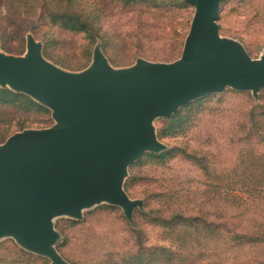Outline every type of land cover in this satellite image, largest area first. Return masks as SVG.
<instances>
[{
  "label": "rangeland",
  "instance_id": "obj_1",
  "mask_svg": "<svg viewBox=\"0 0 264 264\" xmlns=\"http://www.w3.org/2000/svg\"><path fill=\"white\" fill-rule=\"evenodd\" d=\"M195 15L183 0H0V53L24 58L32 39L42 46L46 61L72 76L87 72L98 53L114 73L173 64L184 56ZM218 25L222 40L240 44L253 60L264 58V0H222ZM0 90L18 94L10 100L0 95V146L18 133L58 124L54 111L30 96L10 87ZM24 96L46 110L26 104ZM153 134L162 149L145 150L123 176L121 189L130 201L141 203L130 220L121 206L106 202L85 209L81 219H53L63 260L264 264V244L240 249L233 240L237 234H264L258 227L264 220V178L252 174L264 170V88L228 87L198 95L156 117ZM245 199L255 200L254 205H245ZM180 214L212 225L196 229L182 223L168 232L161 217ZM182 233L188 236L184 245L176 240ZM164 245L174 256L156 254ZM0 264L52 262L12 238H0Z\"/></svg>",
  "mask_w": 264,
  "mask_h": 264
},
{
  "label": "water",
  "instance_id": "obj_2",
  "mask_svg": "<svg viewBox=\"0 0 264 264\" xmlns=\"http://www.w3.org/2000/svg\"><path fill=\"white\" fill-rule=\"evenodd\" d=\"M196 9L182 60L111 72L98 53L93 66L72 76L46 61L28 41V55L0 53V86L24 93L54 111L58 124L18 133L0 146V238L68 264L57 251L54 218L81 219L106 202L130 220L135 206L121 189L128 165L145 150L162 149L153 120L198 95L264 88V58L222 40V0H183ZM98 52V48H97Z\"/></svg>",
  "mask_w": 264,
  "mask_h": 264
},
{
  "label": "trees",
  "instance_id": "obj_3",
  "mask_svg": "<svg viewBox=\"0 0 264 264\" xmlns=\"http://www.w3.org/2000/svg\"><path fill=\"white\" fill-rule=\"evenodd\" d=\"M0 95H6L7 98H9L8 100H10V98H17L18 97V94H14V93L9 92L7 90H4V91L0 90ZM19 96H21V95H19ZM21 97H23V96H21ZM24 98H25V96H24ZM28 101L30 102V104L32 106H34V107L36 106V107H38V108H40V109H42L44 111L46 110L45 108L39 106L38 104H36L32 100H30L29 98L28 99L25 98L26 104H27ZM253 127H250L249 131L254 129ZM260 127H262V126H260ZM255 128H256V126H255ZM153 157H156L157 159H159V158L164 157V155L153 156ZM252 174H255L256 176H260V177L264 178V170L258 171V172L256 171V172H253ZM241 200L242 199H238V202H240ZM254 202H255V200L254 201H249V200L245 199L244 204L245 205L249 204V206H252V205H254ZM160 222L164 225V227H168L167 231L171 232V233H175L176 232L175 228H177L178 226L182 225V223H184L187 228H189V227L191 228L192 227V228H196V229H198V228L204 229L205 228L204 224L208 223L206 221V219L203 218V217H200V216H188V217H186L183 214L177 215L176 217H172V218H162L161 217ZM208 224L212 225V223H208ZM258 227H260V230H264V220H263V223L261 222ZM208 229H209V231H213L214 227L209 226ZM193 234L196 235L198 233H193ZM187 239H188L187 234H183L182 233V234H177L176 235V240L181 245H184V243L186 242ZM233 240L237 241V245H239L240 249H242V248H245V247H248V246H251V245L264 244V234L261 235V233H260L259 235H254V236L250 235V234H237V235L233 236ZM180 248H181V246H180ZM149 252H147L145 255H148ZM156 252H158L156 254H159L160 257H162V258H167V257L174 256V253L172 252V249L170 247H168L167 245L158 247ZM143 257H144L143 254H141V256L138 257L137 261L139 263H142L144 261Z\"/></svg>",
  "mask_w": 264,
  "mask_h": 264
}]
</instances>
